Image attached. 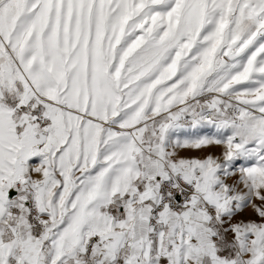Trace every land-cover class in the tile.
<instances>
[{"label": "snow or ice", "instance_id": "6c2138e0", "mask_svg": "<svg viewBox=\"0 0 264 264\" xmlns=\"http://www.w3.org/2000/svg\"><path fill=\"white\" fill-rule=\"evenodd\" d=\"M0 264H264V0H0Z\"/></svg>", "mask_w": 264, "mask_h": 264}]
</instances>
